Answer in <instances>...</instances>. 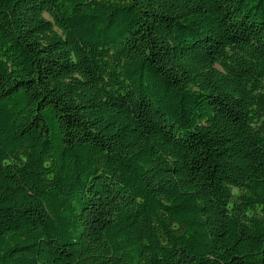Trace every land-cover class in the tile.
Listing matches in <instances>:
<instances>
[{
	"label": "trees",
	"instance_id": "1",
	"mask_svg": "<svg viewBox=\"0 0 264 264\" xmlns=\"http://www.w3.org/2000/svg\"><path fill=\"white\" fill-rule=\"evenodd\" d=\"M0 264H264V0H0Z\"/></svg>",
	"mask_w": 264,
	"mask_h": 264
}]
</instances>
